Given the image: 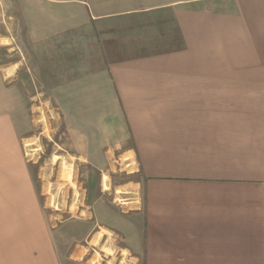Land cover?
<instances>
[{
    "label": "crops",
    "instance_id": "1",
    "mask_svg": "<svg viewBox=\"0 0 264 264\" xmlns=\"http://www.w3.org/2000/svg\"><path fill=\"white\" fill-rule=\"evenodd\" d=\"M43 53L71 73L64 143L132 158V211L46 214L19 86ZM100 239L128 264H264V0H0V264H91Z\"/></svg>",
    "mask_w": 264,
    "mask_h": 264
},
{
    "label": "rangeland",
    "instance_id": "2",
    "mask_svg": "<svg viewBox=\"0 0 264 264\" xmlns=\"http://www.w3.org/2000/svg\"><path fill=\"white\" fill-rule=\"evenodd\" d=\"M9 37L16 41L19 36L15 30H10ZM17 59L13 57L10 61ZM41 59L40 73L32 74V64L21 68L19 86L24 92L20 117L24 126L22 135L27 160L46 214L52 224L57 225L80 218L95 222L96 208L93 204L99 197L105 198L107 205L118 207L121 211H132L143 202V189L139 184L141 178L135 172L132 158L121 159V149L115 144L96 146L100 154L103 151L112 152L110 159L77 158L81 145L73 143L71 150L64 143V112L51 94V88L69 81L70 78L65 76L71 73L64 67V70L51 72L48 55L43 53ZM106 241L98 240L97 248H104V253L92 252L91 255L96 258L91 264H128L123 261L124 256L113 252ZM103 243H106L105 246Z\"/></svg>",
    "mask_w": 264,
    "mask_h": 264
},
{
    "label": "bare ground",
    "instance_id": "3",
    "mask_svg": "<svg viewBox=\"0 0 264 264\" xmlns=\"http://www.w3.org/2000/svg\"><path fill=\"white\" fill-rule=\"evenodd\" d=\"M104 181H106V180H104ZM108 181V180H107ZM109 182V181H108Z\"/></svg>",
    "mask_w": 264,
    "mask_h": 264
}]
</instances>
